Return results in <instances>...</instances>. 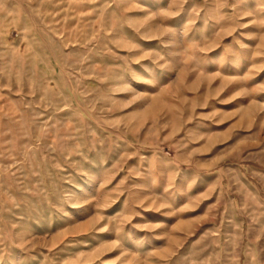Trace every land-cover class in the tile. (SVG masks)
<instances>
[{
	"label": "rangeland",
	"instance_id": "obj_1",
	"mask_svg": "<svg viewBox=\"0 0 264 264\" xmlns=\"http://www.w3.org/2000/svg\"><path fill=\"white\" fill-rule=\"evenodd\" d=\"M0 264H264V0H0Z\"/></svg>",
	"mask_w": 264,
	"mask_h": 264
}]
</instances>
